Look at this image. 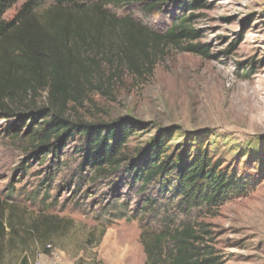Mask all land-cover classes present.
Returning a JSON list of instances; mask_svg holds the SVG:
<instances>
[{
  "label": "trees",
  "instance_id": "obj_1",
  "mask_svg": "<svg viewBox=\"0 0 264 264\" xmlns=\"http://www.w3.org/2000/svg\"><path fill=\"white\" fill-rule=\"evenodd\" d=\"M20 1L0 0V122H10L8 134L29 147L28 160L45 164L52 157L45 179L49 184L69 171L71 153L77 157V170L67 184L100 192L95 206L113 218L142 221L146 264H223L212 230L196 215L246 197L256 187L253 180L214 158L202 142L187 140L173 147L169 130L134 149L135 130L122 120L92 124L68 116V107L89 88L100 90L125 73L151 74L157 55L168 48L211 58L208 47L195 43L202 32L192 27L195 16L189 14L208 2L53 0L42 10L40 1L24 0L7 21L6 13ZM168 5L176 12L165 31L142 17L161 14ZM39 91L48 92V108L24 105L28 94L35 98ZM18 97L27 113L14 112ZM14 209L0 197V264L17 240L24 246L28 239L43 243L61 229L51 217L26 230ZM19 264L30 262L23 257Z\"/></svg>",
  "mask_w": 264,
  "mask_h": 264
},
{
  "label": "rangeland",
  "instance_id": "obj_2",
  "mask_svg": "<svg viewBox=\"0 0 264 264\" xmlns=\"http://www.w3.org/2000/svg\"><path fill=\"white\" fill-rule=\"evenodd\" d=\"M38 1L42 10L53 4ZM24 2L13 6L5 19L12 20ZM206 2L207 7L189 14L195 16L192 27L202 32L195 43L208 47L211 58L168 48L157 55L151 74L125 73L107 80L100 90L89 88L68 107V116L92 124L122 120L135 130L134 149L169 130L174 134L173 147L187 140L192 145L202 142L214 158L253 180L256 187L246 197L196 218L212 230L213 246L223 264H264V0ZM157 12L142 17L165 31L176 9L168 5L163 13ZM28 96L24 105L48 108V92ZM19 102L18 97L14 112L27 113ZM9 127L10 122H0V197L15 206L14 216L22 228L28 230L52 217L61 229L43 243L28 239L24 246L17 240L4 264H19L23 257L30 264H111L102 253L108 237L129 249L126 264H146L142 221L113 218L95 206L100 192L90 185L79 189L68 185L79 164L72 153L69 171L47 184L52 157L45 164L28 160L29 147L9 135Z\"/></svg>",
  "mask_w": 264,
  "mask_h": 264
},
{
  "label": "bare ground",
  "instance_id": "obj_3",
  "mask_svg": "<svg viewBox=\"0 0 264 264\" xmlns=\"http://www.w3.org/2000/svg\"><path fill=\"white\" fill-rule=\"evenodd\" d=\"M102 253L108 258L111 264H126L129 249L118 247L116 242L111 237H108L102 247Z\"/></svg>",
  "mask_w": 264,
  "mask_h": 264
}]
</instances>
